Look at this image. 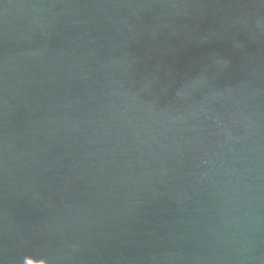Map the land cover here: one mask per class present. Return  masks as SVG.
Masks as SVG:
<instances>
[{"label": "water", "instance_id": "obj_1", "mask_svg": "<svg viewBox=\"0 0 264 264\" xmlns=\"http://www.w3.org/2000/svg\"><path fill=\"white\" fill-rule=\"evenodd\" d=\"M0 264H264V0H0Z\"/></svg>", "mask_w": 264, "mask_h": 264}]
</instances>
